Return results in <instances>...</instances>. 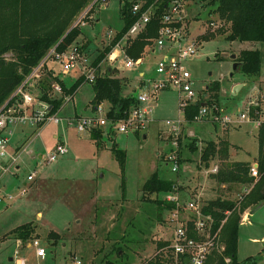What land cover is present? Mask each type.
<instances>
[{
  "label": "rangeland",
  "instance_id": "374dc122",
  "mask_svg": "<svg viewBox=\"0 0 264 264\" xmlns=\"http://www.w3.org/2000/svg\"><path fill=\"white\" fill-rule=\"evenodd\" d=\"M121 7L120 0H110L104 9L99 6L93 8L94 27L87 25L84 30L91 36L94 44H97L96 40L100 43L94 54H98L115 36L116 30L123 26V20L119 16ZM214 8V5H207L200 0H185L184 23L188 35L182 43L186 45L196 39L199 44L196 46L195 56L186 60L184 66L199 92H203L212 81L220 82L219 103L233 119L229 127L224 128L209 120L186 121L174 88L157 94L156 105L149 115L150 120L137 134L119 133L112 126L108 132L101 128L98 142L100 147L93 140L90 131L79 132L73 126L65 127L64 120L59 124L47 123V128L45 131L42 129L38 140L22 153L23 166L17 172L18 176L5 175L2 179L7 185L4 192L14 196V200L8 203L2 199L0 202V264L15 263L14 259L10 260V257H14V238L8 232L18 224L29 221L36 226L37 238L46 249V256L44 260L38 258L34 247H25L28 241L20 240L16 257L24 258L27 264H75L77 261L79 264H103L105 260L120 264H150L157 242L171 239L175 225L172 221L175 220L172 217L174 208L160 209L154 202L141 198L143 183L155 171L162 179L175 180L178 177L180 184L191 189L192 195L189 193L182 198L178 196L181 204L195 200L196 193L200 196V203L217 195L237 200L243 186L234 187L233 191L226 185L217 186L209 175L207 177L206 170L213 164L218 165V162L212 160L205 166L199 160V149L205 141L226 138L235 144L229 150V161L241 160L255 164L257 129L252 123L235 122V117L243 109L253 89L256 86L264 87V42L226 40L227 24H217L221 22L215 12L208 13ZM210 22L217 26H211ZM206 32H211L213 36L200 38ZM108 36L111 37L107 39ZM242 49H258L261 52L262 63L258 76L248 77L238 69L233 70L235 61L232 55ZM156 54L149 51L151 59L145 78L160 77L154 70ZM4 56L9 59L11 53ZM43 64L47 68L48 64L54 66V72L62 79L65 78V81L76 76V71H72L71 76H65L61 73V67L52 59ZM43 64L41 71L44 69ZM119 65L130 76L128 89L131 93L146 91L149 77L142 89L137 84L136 72L125 70L122 62ZM105 66L103 62L102 69L106 70ZM234 85H240L236 91ZM33 95L36 97L37 93L33 92ZM92 97L91 84H82L58 115L62 118L70 117L67 110L72 113L75 109L81 116H104L107 103L101 104L102 111L99 113L92 107ZM178 117L182 120L181 147L178 152L181 160L177 172H173L172 164L164 161L165 156L176 149L173 141L169 140V126L165 121ZM61 131L62 140L68 149L66 154L45 166L31 159L32 156L45 154L52 148L55 143L51 141V134ZM192 139L198 142L194 151L187 146ZM114 144L124 154L122 166L111 150ZM29 169H37L40 179L32 182L33 185L25 194L19 196V192L27 184L25 177ZM171 193L176 194L162 192L158 197L163 199ZM150 197L154 198L155 195ZM248 210L251 215L247 222L246 219L242 220V216ZM248 210L241 214L237 260L240 264H264V204ZM37 212L41 213L40 216H37ZM188 214L191 212L185 210L182 215ZM50 230L59 233L57 239L48 238ZM222 249L221 243L219 251ZM248 257H255V262H245Z\"/></svg>",
  "mask_w": 264,
  "mask_h": 264
},
{
  "label": "trees",
  "instance_id": "16d2710c",
  "mask_svg": "<svg viewBox=\"0 0 264 264\" xmlns=\"http://www.w3.org/2000/svg\"><path fill=\"white\" fill-rule=\"evenodd\" d=\"M91 0H0V106L5 103L15 89L22 83L33 67L37 66L48 50L55 47L61 51L71 44H77L82 50L85 45H79L77 39L81 34L79 26L72 23L76 16L88 5ZM166 1V0H165ZM207 5H214L210 10L217 15L222 25L227 24L226 40L233 41H258L264 42V0H200ZM162 2L157 15L162 12ZM130 5L124 0L120 10V18L123 26L117 30L115 36L108 44L99 50V53L92 61L97 66L106 59L115 44L123 37L134 18L127 11ZM159 22L156 18L151 20L145 31L135 38L129 39L124 46V53L136 60L142 57L146 47L152 45V39L157 36ZM213 36L206 32L200 38L207 39ZM11 53L9 59L4 54ZM238 62L237 69L245 76H258L261 71L262 56L258 49H242L235 54L233 59ZM44 65V64H43ZM236 69V70H237ZM108 70L100 71L97 74L93 85L92 106H97L105 101L108 103L106 116L109 119H122L127 116L129 110L136 105L135 97L131 94L124 95V80L110 76ZM84 76L80 75L72 84L68 85L54 70L47 68L41 71L40 77L35 81L33 88H28L32 93H37V98L48 101L51 105V112L57 111L62 103L65 94L74 93L84 82ZM58 83L62 87L61 95H51V85ZM198 91V100L190 104L183 115L187 121H192L193 116L200 107L199 98L207 94L210 102L219 103L220 82L215 80L203 89ZM36 91V92H35ZM101 128L93 129L91 136L97 146L101 138ZM257 139V164L256 175L251 172L252 163L249 161H229L230 143L227 139L217 138L203 143L199 149V160L205 166L209 162H218L217 172L209 174V177L217 186L226 185L230 191L234 187L243 186L249 189L242 195L240 200L223 198L217 195L213 199L204 201L201 204V211L210 215L213 219L212 231L216 230L225 217V211H230L225 222L220 228V240L223 249L213 250L207 257L204 264H240L237 260L238 228L241 214L248 208L257 206L264 202V122L256 128ZM137 134V132H136ZM181 147V140L179 139ZM188 149H197L196 139L187 143ZM112 152L121 166L124 164L123 152L114 145ZM181 159L179 158V161ZM180 189L174 180L162 179L157 171L150 174L141 187L142 200L151 201L157 204L160 209H173L175 203L160 199L159 193H170ZM218 192L221 193L219 190ZM155 195L154 198L150 197ZM13 238L22 242L31 241L37 238L36 226L33 222H25L9 232ZM58 233L50 230L48 238L55 240ZM167 240L157 242L156 249L167 244ZM226 258L229 260L226 261ZM255 257H248L245 262L254 263ZM161 255L155 256L150 264H165ZM103 264H120L117 261L105 260Z\"/></svg>",
  "mask_w": 264,
  "mask_h": 264
},
{
  "label": "built area",
  "instance_id": "2783aa9c",
  "mask_svg": "<svg viewBox=\"0 0 264 264\" xmlns=\"http://www.w3.org/2000/svg\"><path fill=\"white\" fill-rule=\"evenodd\" d=\"M110 0H91L88 5L76 16L72 23L73 26H85L89 21H93L92 10L95 6H105ZM130 5L127 11L134 18L128 30L121 39L125 40L135 38L138 34L145 31L151 20L154 18L159 22L157 36L152 39L154 49L160 52L159 58L155 62L154 70L160 76L148 80L146 91L140 92L135 97L136 105L132 107L127 116L122 119L112 120L104 116H72L62 118L58 115L62 106L68 102L73 93L63 96L61 107L51 112V105L48 101H42L35 97L28 88H33L35 81L41 75V65L47 60H54L60 67L61 73L69 74L71 71L78 69L84 76L85 82L93 83L97 74H99V65L94 66L77 44H71L65 49L58 51L55 47L48 50L42 61L32 68L30 73L25 77L22 83L15 89L10 98L0 106V202L5 199L8 203L14 200V196L4 192L5 187L2 179L5 175L12 177L18 176V171L23 166L21 158L25 151L26 144L18 147L14 146L13 138L17 128L32 126L35 128L34 137L40 135L42 127L47 123L59 124L64 120L65 127L73 126L77 131H92L97 128H104L110 131L113 127L119 133H138L143 130L150 120V113L156 105L157 94L169 88H174L178 94V105L183 112L190 104L198 100V90L194 87V81L190 73L184 66V62L192 59L196 54V46L199 42L195 39L193 42L184 45L182 42L187 38L188 31L184 23L185 0H128ZM162 2L164 6L158 16L157 11ZM124 3V0H123ZM222 25V23H217ZM215 26L214 22H210ZM217 26V25H216ZM122 63L127 69H134L140 62L141 58L136 60L128 57L124 52L121 55ZM51 95H61L62 87L58 83L51 85ZM200 107L193 116L192 121L209 120L213 123H219L224 128L229 127L233 119L227 114L226 109L218 104L210 102L207 94L199 98ZM146 104L145 106H143ZM102 109L98 107L100 113ZM184 116V115H183ZM185 119V118H184ZM186 120V119H185ZM187 121V120H186ZM235 122L252 123L256 128L264 122V87L256 86L252 94L246 100L243 109L236 114ZM165 123L169 126V140L173 141L176 149L171 150L164 161L166 164L171 163V170L177 172L179 164V139L182 133V120L167 119ZM197 146H198V142ZM201 147V146H200ZM68 152L67 145L63 140H57L52 148L45 154L32 156L35 162H41L42 165H48L54 162L59 156ZM256 163L252 165L251 172L256 175ZM218 165H213L206 174L217 172ZM39 176L37 169H29L26 172V185L19 192V196L25 194ZM249 189L243 188L238 195L237 200L242 198L244 193ZM178 194L171 193L163 199L175 203L172 217L174 222V234L168 243L156 249L155 256L162 255L165 264H204L208 255L213 250H219L221 247L220 228L225 222L230 211H225V217L222 219L220 226L212 231L213 219L201 211L200 196L196 193L195 200H189L181 204L178 200ZM185 210L191 212L188 215H182ZM246 211V210H245ZM249 219L248 212L242 216V220ZM18 240L17 246L20 247ZM29 245L34 247L36 256L42 260L45 259L46 249L41 246L38 238L29 241ZM13 257L14 264H27L24 258ZM80 262L77 261L76 264ZM152 264V263H151Z\"/></svg>",
  "mask_w": 264,
  "mask_h": 264
},
{
  "label": "crops",
  "instance_id": "0c3cea01",
  "mask_svg": "<svg viewBox=\"0 0 264 264\" xmlns=\"http://www.w3.org/2000/svg\"><path fill=\"white\" fill-rule=\"evenodd\" d=\"M108 4V3H107ZM106 4V5H107ZM121 4H123V0H120V7H121ZM105 5V6H106ZM105 6H101L100 8H102V9H104L105 8ZM120 10H121V8L119 9V13H120ZM120 16V15H119ZM121 19V18H120ZM122 20V19H121ZM89 26V25H91V27H94V22L93 21H89V23H87L85 26H82V27H80L81 28V34L79 35V37H78V39H77V41H78V43H79V45H85V47H83V49H82V52H83V54H84V56L85 57H87V59H88V61H90L91 63H92V61L95 59V57L97 56V54H94L96 51H97V49L99 48V45H100V43H98L97 42V40H96V43L97 44H94V42H92V38H91V36H89L88 34H86V31L84 30L85 29V27L86 26ZM117 30H119V29H117ZM117 30H116V32H117ZM115 32V33H116ZM113 36V35H112ZM109 37H111V36H108L107 37V39H109ZM113 38V37H112ZM111 40V39H110ZM109 40V41H110ZM125 40H123V39H120L116 44H115V46L112 48V50L110 51V53L107 55V57H106V59H107V61H105V60H103L101 63H100V65H99V70L100 71H105L104 69H102L103 67H102V63L103 62H105V69L106 70H108V74L110 75V76H113V77H117V78H120V79H123L124 80V82H125V84H124V89H123V94L124 95H128V94H131V95H133L134 97H136L137 96V94H134V93H131L130 92V90L128 89L129 87H128V85H129V80H130V76L129 75H127L126 73H125V71H124V69H122L121 67H120V65H119V62H122V59H121V55H122V53L124 52V46H125ZM149 51H151V52H156L157 54H156V60L159 58V56H160V52L158 51V50H156V49H154V47L152 46V47H146L145 48V50H144V53H143V55H142V58H141V60H140V62L134 67V69H127V68H125V70H128V71H131L132 73H135L136 72V78H137V84L139 85V87H141L142 89L144 88V86H145V82H146V80H148V77H149V79H152L153 78V76H148L147 78H145L146 76H147V74H148V62L150 61V55H149ZM98 53V52H97ZM48 61V60H47ZM46 61V62H47ZM48 67H49V69H52V70H54L55 71V67L54 66H49V64H48ZM73 71H76V76H75V78H71V79H69V80H66L65 82L68 84V85H70V84H72L80 75H81V73H80V71L78 70V69H75V70H73ZM72 72V71H71ZM70 72V73H71ZM65 74V76L66 75H68V76H71V74ZM135 76V75H134ZM65 79V78H64ZM84 83H86L85 81L82 83V84H84ZM81 84V85H82ZM91 84V87H92V89H93V85H92V83H90ZM80 85V86H81ZM79 86V87H80ZM235 86L236 85H234V88H235ZM79 87L75 90V92L73 93V96L75 95V93L77 92V90L79 89ZM93 95H94V92H93ZM73 98V97H72ZM93 98V97H92ZM92 100V99H91ZM102 103H107V102H105V101H103V102H101V103H99L97 106H92L93 107V109L95 110V111H97L98 112V107H100L101 108V104ZM108 104V103H107ZM107 104H106V108L108 109V107H107ZM65 107V104L62 106V108H61V110L60 111H62V109ZM68 112H70V117L71 116H81V115H78L77 113H76V110L75 109H73L72 110V113H71V110H67ZM106 112H107V110H106ZM60 113V112H59ZM47 128V125H45L44 127H42V129H43V131H45V129ZM42 129H41V131H42ZM41 131H40V134H41ZM34 132H35V128L34 127H32V126H25V127H21V128H17V130L15 131V133H14V138H13V142H14V146L15 147H18L19 145H21V144H23L24 143V145L26 144V148L27 147H29V146H31L34 142H36L37 140H38V138L40 137V135L39 136H36V137H34ZM144 137H145V135H144ZM63 139V133H62V131L61 132H58V133H53V134H51V141H53V144L57 141V140H62ZM217 139V138H216ZM215 139V140H216ZM226 139V138H225ZM229 141V140H228ZM229 143H230V145H231V147L230 148H232L235 144L234 143H232L231 141H229ZM114 145H116V144H114ZM236 146H237V144H236ZM238 146H240V145H238ZM38 147V146H37ZM39 147H40V145H39ZM99 147H100V145H99ZM117 147V146H116ZM112 150V149H111ZM31 152V151H30ZM230 153V152H229ZM230 157H231V153H230ZM31 159L32 160H34L32 157H31ZM35 161V160H34ZM213 165H215V164H213ZM50 176H52V175H50ZM207 177H208V175H207ZM40 179V175L37 177V179L36 180H39ZM35 180V181H36ZM174 181H176V183H177V187L178 186H180V189L179 190H177V191H175L181 198L182 197H184V196H188L189 195V193H191L190 191H191V189L189 190V188L187 187V186H184L183 184H180V182H178V177L174 180ZM38 182V181H37ZM3 185H4V187H5V189L7 188V185L6 184H4L3 183ZM33 184H31L30 185V187L32 186ZM34 185H36V184H34ZM183 187V188H182ZM190 195H192V193L190 194ZM248 210V209H247ZM40 212H37V216H40ZM248 214H249V218H250V210H248ZM30 222V221H29ZM248 222V221H247ZM18 225H20V224H18ZM17 225V226H18ZM16 227V226H15ZM14 228V227H13ZM58 233V232H57ZM59 234V233H58ZM169 239V238H168ZM167 239V240H168ZM18 240L20 241V239H16V238H14V244H15V250H14V256H15V254H16V248H17V243H18ZM25 247H29L30 245H29V242L26 244V245H24ZM10 260H13V257H10ZM48 264H49V262H48ZM76 264V263H75Z\"/></svg>",
  "mask_w": 264,
  "mask_h": 264
},
{
  "label": "water",
  "instance_id": "95a60500",
  "mask_svg": "<svg viewBox=\"0 0 264 264\" xmlns=\"http://www.w3.org/2000/svg\"><path fill=\"white\" fill-rule=\"evenodd\" d=\"M232 58H233V59L235 58V55H234V54L232 55ZM237 67H238V62H234L233 65H232L233 70H236ZM230 75H232V73H231ZM239 86H240V85H236L235 88H234V91H236V89H237ZM256 165H257V164H256ZM263 204H264V202H260V203H259V206H261V205H263Z\"/></svg>",
  "mask_w": 264,
  "mask_h": 264
}]
</instances>
